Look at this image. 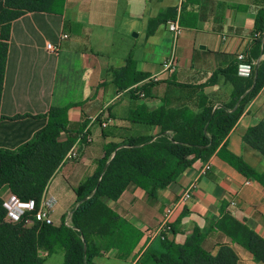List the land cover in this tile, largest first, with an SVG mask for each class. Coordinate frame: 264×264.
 Segmentation results:
<instances>
[{"label":"crops","instance_id":"crops-1","mask_svg":"<svg viewBox=\"0 0 264 264\" xmlns=\"http://www.w3.org/2000/svg\"><path fill=\"white\" fill-rule=\"evenodd\" d=\"M261 8L264 0H63L60 14L29 12L11 22L0 96V117L5 118H0V148H18L46 125L51 108H68L73 144L38 205L50 212L53 228H72L71 215L78 206L74 190L96 171L107 144L157 137L160 127L147 123L145 116L175 111L180 118L172 122L183 127L199 112L201 94L213 108L234 101L233 81L254 79V66L264 59L263 54L247 61ZM173 23L180 28L177 35L167 30ZM62 35L67 37L58 46ZM48 43L57 51L47 50ZM239 54L252 66L248 76L237 72ZM128 57L134 70L121 77ZM171 57L174 69L162 71ZM213 74L215 83L198 89ZM106 119L109 125L101 128ZM263 119L262 87L226 135L224 150L222 142L205 159L190 157L175 181L152 196L129 185L115 200L99 197L80 222L91 264H154L150 252L159 248L158 239L150 241L145 232L159 226L165 208L193 181L192 197L174 211L166 241L182 246L197 231L211 254L226 245L237 264H262L235 240L239 226L264 240V188L237 172L227 156L264 172V157L242 140ZM67 138L61 133L59 141ZM206 164L210 170L202 174ZM8 194L6 188L0 190L1 199ZM49 239L50 248L38 250L42 264H63L64 248L55 236Z\"/></svg>","mask_w":264,"mask_h":264},{"label":"trees","instance_id":"trees-1","mask_svg":"<svg viewBox=\"0 0 264 264\" xmlns=\"http://www.w3.org/2000/svg\"><path fill=\"white\" fill-rule=\"evenodd\" d=\"M62 6L63 0H3L0 11V96L11 22L29 12L60 14ZM255 33L260 37H255ZM263 54L264 8H261L256 13L247 61L252 63V60ZM133 70L134 63L128 57L121 77ZM233 71L236 72V66ZM226 72L220 71L223 74ZM253 76L254 79L237 84L233 81L235 99L228 106L213 108L207 97L201 94L197 106L199 112L188 118L183 127L168 123L170 114H175V111L161 109L145 116L147 123L160 127V133L156 137H164L160 141L137 138L121 145L107 144L103 156L97 161L96 171L74 190L78 206L71 215L72 228L63 225L53 228L45 223H36L26 228L23 222L6 223L0 197V264H42L38 250L41 247L50 248L51 235L64 248L63 264H91L92 254L82 240L80 222L90 208L98 204V198L105 196L115 200L129 185L140 186L152 196L157 190L175 181L190 165V157L207 158L224 141L242 114L245 104L263 87L264 59L254 66ZM215 81L216 74H213L198 89L203 90ZM249 88L251 90L242 96L245 89ZM67 109L51 108L45 115L46 125L18 148H0V190L6 188L22 201L33 200L38 207L48 181L73 144V139L69 136ZM24 117L15 116L14 119ZM61 133L68 136L65 141H59ZM242 140L250 149L264 157V119L249 128ZM144 144H150L148 153L141 148ZM225 147L223 142L220 149L224 150ZM227 162L237 172L255 180L264 188V172L256 173L240 157L229 153ZM104 213L107 219H112L110 212L105 210ZM237 233L239 240L235 241L251 254L255 262L264 264V240L242 226L238 227ZM158 246L156 252H150L154 264H237L234 251L226 245L220 246L214 255L205 250L202 247V237L197 231L182 246L160 238Z\"/></svg>","mask_w":264,"mask_h":264},{"label":"built area","instance_id":"built-area-1","mask_svg":"<svg viewBox=\"0 0 264 264\" xmlns=\"http://www.w3.org/2000/svg\"><path fill=\"white\" fill-rule=\"evenodd\" d=\"M149 1V0H147ZM167 30L171 32L173 35H177L180 32V28L176 24H169L167 26ZM255 37H260L258 33L254 34ZM66 35H62L58 46L61 40L66 39ZM47 50L50 52H56L57 46H54L51 43L46 45ZM244 54H239L236 58L237 64V72L239 75L248 76L251 73L252 66L249 63L244 62ZM175 67V60L174 57L169 58L162 64V71H172ZM152 81H157L155 77H152ZM264 89V85H263ZM143 96V94H140ZM110 123L109 119L100 123L101 128H106ZM210 170V165L206 164L203 166L201 173L204 174L205 172ZM196 187V181H193L189 184L181 194L180 198L167 208H165L163 212L162 221L160 222L159 226L155 230H147L145 232V236L150 240L154 239H166L167 235L170 233V219L174 213V211L181 205L187 203L193 194V190ZM2 207L5 210V220L8 223L14 224L23 222L24 227L29 228L36 223H45L52 225V219L50 216V212L42 207H37L36 203L33 200L22 201L18 197L13 194H8V196L2 199Z\"/></svg>","mask_w":264,"mask_h":264},{"label":"rangeland","instance_id":"rangeland-1","mask_svg":"<svg viewBox=\"0 0 264 264\" xmlns=\"http://www.w3.org/2000/svg\"><path fill=\"white\" fill-rule=\"evenodd\" d=\"M179 118H180L179 113H175V114L171 113V114H170V119L168 120V123L171 122V124H173L172 120H179ZM148 139H149V138H148ZM162 139H164V137L155 138V142H156V141H160V140H162ZM141 148L144 149V151H145L146 153H148V151L150 150V144H144V146L141 147ZM147 148H148V149H147ZM4 221H5L6 223H8V222L5 220V218H4Z\"/></svg>","mask_w":264,"mask_h":264}]
</instances>
